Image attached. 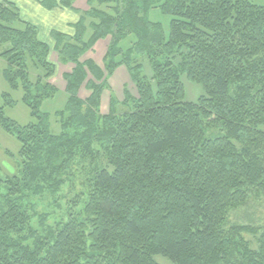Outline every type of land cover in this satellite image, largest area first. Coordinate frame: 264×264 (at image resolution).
<instances>
[{
  "label": "trees",
  "instance_id": "1",
  "mask_svg": "<svg viewBox=\"0 0 264 264\" xmlns=\"http://www.w3.org/2000/svg\"><path fill=\"white\" fill-rule=\"evenodd\" d=\"M72 2L58 0L70 8ZM87 4L73 33L50 31L51 46L12 1L0 0L3 77L11 90H22L21 101L35 120L20 126L6 118L3 111L12 99L1 94L0 124L20 142L24 163L18 176L4 182L0 177L6 190L0 264H159L158 255L173 264H232L235 251L240 261L234 264H264V228L257 251L241 236L255 229L222 228L227 207L244 199L245 186L264 188V6L250 0ZM153 8L170 17L167 37L162 24L149 18ZM130 34L135 41L122 51L120 42ZM108 36L106 75L123 65L137 89L135 99L124 92V104L134 105L122 115L115 114L113 96L109 112L100 113L107 76L93 59L81 60ZM53 51L62 64H73L62 74L67 100L54 113L61 121L59 135L50 133V114L40 109L58 91L50 82ZM135 56L148 60L150 81ZM29 62L42 71L35 82ZM181 74L201 86L195 102L186 100ZM82 88L89 91L85 99ZM210 127L219 132L207 135ZM96 142L111 168L94 171L83 214L70 216L42 239L28 226L17 197L44 185L56 190L74 149L92 155ZM31 237L33 248L22 244Z\"/></svg>",
  "mask_w": 264,
  "mask_h": 264
},
{
  "label": "rangeland",
  "instance_id": "2",
  "mask_svg": "<svg viewBox=\"0 0 264 264\" xmlns=\"http://www.w3.org/2000/svg\"><path fill=\"white\" fill-rule=\"evenodd\" d=\"M19 9L20 15L24 20H28L37 24L40 28L41 35L46 39L48 36L44 35L49 32L48 24L44 23L35 12L29 0H10ZM258 5L264 6V0H250ZM39 16V17H38ZM149 18L153 22H159L162 24L164 34L167 37L169 32V20L170 17L160 12L158 8H153L149 12ZM16 28H23L20 23L13 25ZM44 37L41 36L43 39ZM109 36L105 39H101L92 50H89L81 60L93 59L100 67L104 69L102 58L104 57L108 44ZM135 38L133 35H128L120 42V49L125 51L129 48ZM1 51V49H0ZM50 60L56 65L55 74L50 79V82L58 89L53 98L46 99L42 102L40 109L42 112L49 113V128L50 133L53 135H59L62 133L60 117L54 113L63 109L68 95L66 94L64 87L65 81L62 78V74L70 71L73 64H62L58 60L56 52H51ZM134 61L140 62L144 68V76L150 81L151 67L148 60L144 56H135ZM6 67V62L0 59V96L3 92L10 94L12 99V106L4 108V116L20 126H25L30 123H35L29 115V109L22 103V90L19 88L15 91L8 87L6 80L3 77L2 70ZM28 69L30 73V81L35 82V78L38 73H42L41 69L35 68V66L29 62ZM105 75L107 74L104 69ZM107 76V75H106ZM107 86L104 89L101 96V103L99 111L102 115H106L109 112V101L113 96L117 103L115 104V114L122 115L124 112L132 110L134 102L128 101L124 104L125 94L127 91L132 98H137V89L134 83L131 81L130 76L125 66H119L114 70L111 76H107ZM181 82L185 88L186 100L195 102L197 98L203 93L201 86L189 80L185 74L180 75ZM89 95V91L82 88L80 91L81 98L85 99ZM3 99L0 97V105L3 104ZM264 129V127H263ZM69 134L76 137L77 132L71 128L68 130ZM219 132L216 127H210L207 131V135ZM93 148L97 151L92 155H84L77 147L74 149L76 156L71 160L69 168L65 173L61 175L62 183L60 186L53 190L47 185L34 193L31 189H26L21 194L22 196L17 199L21 205L22 210L28 217V226H30L40 237L46 238L50 230L55 231L57 227L61 226L70 216L83 214L84 208L88 202V195L90 190V181L92 175L96 169L99 168H111L108 164L107 157L105 155L104 147H101L99 143H94ZM21 144L16 139L15 135L6 132L0 124V177L2 181L13 175H19L22 168L24 159L20 155ZM5 186L0 187V203H2L3 195L6 194ZM244 199L230 204L224 214V221L222 228L224 231H228L233 226L251 227L254 232H242L241 236L246 242L248 248L252 251H257L259 248V236L261 230L264 228V188L257 186H245ZM47 239V238H46ZM23 245H27L33 248L34 238H28L22 242ZM45 252V250H44ZM159 264H173L167 258L163 256H155L154 258ZM240 261V254L238 251L231 254L232 264ZM223 264V263H221Z\"/></svg>",
  "mask_w": 264,
  "mask_h": 264
},
{
  "label": "crops",
  "instance_id": "3",
  "mask_svg": "<svg viewBox=\"0 0 264 264\" xmlns=\"http://www.w3.org/2000/svg\"><path fill=\"white\" fill-rule=\"evenodd\" d=\"M29 1L34 7L35 12H37L38 15L40 16L38 17L44 23L48 24L47 27L49 29V32L47 34H44L48 36V39H46L47 37L45 38L43 35H41L40 28H39L40 25L38 26L37 24L30 22L28 20H25V21L36 25L38 27L39 38L42 39L41 36L44 37L42 40L46 41L51 46L53 42L50 37V31L52 29L65 32V33H69V34L73 33L72 25L78 21L80 15L83 12L89 9L87 0H73L72 2L73 8L62 6L61 4L58 3V0H55L56 4L53 6L46 5V2H47L46 0H29ZM89 20L90 19H87L86 23H88ZM87 32L90 33V30H88ZM100 40H98L96 43H98Z\"/></svg>",
  "mask_w": 264,
  "mask_h": 264
}]
</instances>
